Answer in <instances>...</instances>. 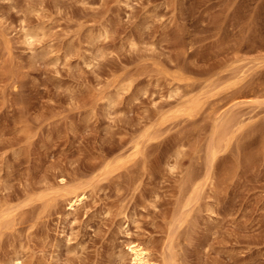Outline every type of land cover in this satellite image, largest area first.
<instances>
[{
  "label": "rangeland",
  "instance_id": "obj_1",
  "mask_svg": "<svg viewBox=\"0 0 264 264\" xmlns=\"http://www.w3.org/2000/svg\"><path fill=\"white\" fill-rule=\"evenodd\" d=\"M263 83L264 0H0V264H264Z\"/></svg>",
  "mask_w": 264,
  "mask_h": 264
},
{
  "label": "bare ground",
  "instance_id": "obj_2",
  "mask_svg": "<svg viewBox=\"0 0 264 264\" xmlns=\"http://www.w3.org/2000/svg\"><path fill=\"white\" fill-rule=\"evenodd\" d=\"M258 82V81H257ZM251 84V83H250ZM257 84V83H256ZM264 84V83H263ZM252 86V85H251ZM254 86V84H253ZM258 87V86H257ZM262 87V86H261ZM247 88V87H246ZM255 88V87H254ZM264 89V88H263ZM261 90V89H259ZM254 91V90H253ZM256 91V90H255ZM239 92V90H238ZM252 92V91H251ZM261 94V93H260ZM189 106V105H188ZM232 122V121H231ZM226 124V123H225ZM224 124V125H225ZM230 124V123H229ZM229 128V127H228ZM225 129V128H224ZM231 129V128H230ZM228 131V130H227ZM226 133V132H224ZM226 135V134H225ZM222 137V136H220ZM223 140V139H222ZM228 142V139H227ZM215 146V145H214ZM220 149V147H219ZM194 173V172H193ZM198 176V175H197ZM195 178V177H194ZM196 180V179H195ZM195 183V181H193ZM186 184V183H185ZM187 186V185H186ZM189 187V186H188ZM197 187V186H196ZM191 189V188H190ZM79 190V189H78ZM76 192V191H75ZM84 192H76L72 194L70 197L69 206L73 207L79 200L83 199ZM11 219V218H10ZM4 221V220H3ZM131 254H132V264H157L156 260L153 261L150 257V254L146 251V249L140 244L132 242L130 245Z\"/></svg>",
  "mask_w": 264,
  "mask_h": 264
}]
</instances>
